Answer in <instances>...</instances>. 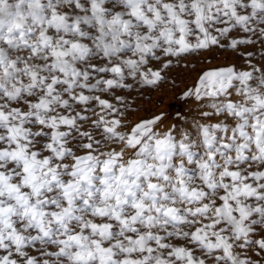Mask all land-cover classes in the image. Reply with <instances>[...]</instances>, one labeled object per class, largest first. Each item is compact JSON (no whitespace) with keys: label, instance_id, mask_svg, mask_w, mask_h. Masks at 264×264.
Returning <instances> with one entry per match:
<instances>
[{"label":"snow or ice","instance_id":"snow-or-ice-1","mask_svg":"<svg viewBox=\"0 0 264 264\" xmlns=\"http://www.w3.org/2000/svg\"><path fill=\"white\" fill-rule=\"evenodd\" d=\"M0 264H264V0H0Z\"/></svg>","mask_w":264,"mask_h":264},{"label":"rangeland","instance_id":"rangeland-1","mask_svg":"<svg viewBox=\"0 0 264 264\" xmlns=\"http://www.w3.org/2000/svg\"><path fill=\"white\" fill-rule=\"evenodd\" d=\"M211 56L212 63H208ZM235 54L228 50H215L211 53L205 51L193 54L185 60L174 62L167 74V79L158 88L147 89L142 95H137L134 99V107L139 111L133 113V118H150L159 112L167 113L165 123L175 119L176 112L185 110L182 100L178 99L179 93L186 87L191 86L198 73L211 66L231 63L235 60Z\"/></svg>","mask_w":264,"mask_h":264}]
</instances>
